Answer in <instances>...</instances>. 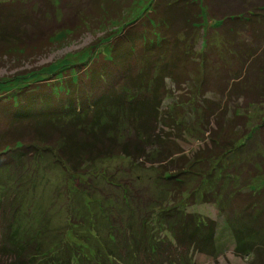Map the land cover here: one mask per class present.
I'll return each mask as SVG.
<instances>
[{"label": "trees", "instance_id": "obj_1", "mask_svg": "<svg viewBox=\"0 0 264 264\" xmlns=\"http://www.w3.org/2000/svg\"><path fill=\"white\" fill-rule=\"evenodd\" d=\"M65 1L68 0H0V63H20L45 53L61 32L85 28L101 31L110 23L123 25L91 60L74 64L63 78L56 77L55 82L37 80L22 88L17 84L0 87V196L14 192L17 198H13L17 200L14 209L10 208L12 203L8 205L12 211L8 218L0 198V264H129L128 256L134 258V264H194L189 261L191 251L203 252L206 247L214 253L218 226L212 220L178 211L182 204L177 198L189 199L191 195L195 202L219 200L221 214L234 233L236 250L246 255L253 250L254 259L264 264V250L259 253V248H264L263 159L252 161L254 174L248 176L250 180L244 179L240 170L233 169L228 174L226 166H218L212 172L200 171L206 176L201 190L183 189L187 176L200 173L198 164L209 162L213 166L224 157L233 159L241 142L226 136L241 117L235 114V119L225 123L227 117L221 115L216 123L219 132L214 133V138L209 137L217 153L210 151L196 160H187L180 151H173V143L163 139L161 130L162 124L173 128L171 124H178H167L163 117L164 103L171 94L168 84L181 89L194 75L199 79L197 88L202 95L197 96L198 103L217 82L219 94L226 99H241L249 102V107L264 108V0H257V5H250L244 13L229 12V7L222 8L214 3L216 0H97L92 3L90 14L74 13L78 23L69 25L64 19L60 26L47 27L46 13L56 18ZM144 3L147 8L141 9ZM140 10L143 12L133 18ZM204 16L212 22L210 27L220 24L209 43L218 65L216 80L206 73L210 52H194L199 32L209 31ZM4 88L20 90L14 97L9 96L12 89ZM204 103H199L196 110L192 105L188 115L193 123L206 128L220 108ZM262 120L251 139L259 138L264 150ZM244 147L241 145L239 152ZM47 156L67 174L73 196L87 198L94 204L95 197L102 194L97 183L107 180V185L121 193L124 204L109 211L104 209V203L110 202L99 201L102 212L88 217L90 228H85L86 218L80 220L74 214L78 212L75 203L80 199L69 197L72 209L68 228H63L55 242L45 248L37 242L45 238V229L19 228L15 222L24 182L31 181V187L35 186L32 181L37 171L32 173L29 163H41ZM117 158L133 162L123 168L120 179L106 178L97 167ZM247 179L250 182L246 183ZM145 182L159 188L164 183L166 187H179L175 191L178 197L173 200L174 210L158 212L167 213L168 234L174 236V244L158 241L147 227V216L139 215L144 205V213L150 209L146 195L136 188V184ZM252 185L257 187L251 188ZM238 212L248 216L251 229L246 238L239 233L233 217ZM99 217L109 228H97ZM34 231L37 237L30 235ZM117 237L122 239L121 246L125 244L126 254L113 263L111 252L117 253Z\"/></svg>", "mask_w": 264, "mask_h": 264}, {"label": "rangeland", "instance_id": "obj_2", "mask_svg": "<svg viewBox=\"0 0 264 264\" xmlns=\"http://www.w3.org/2000/svg\"><path fill=\"white\" fill-rule=\"evenodd\" d=\"M95 1L97 2V0L65 1L64 7L58 8L57 14L59 15L56 18L52 14L46 13V26H60L64 19H66V22L69 25H74V23L77 22L74 13L83 11L84 14H90L91 9L94 8L92 3ZM149 1L150 0H148V2ZM211 3L213 4V2ZM214 3L219 4V6H222V8L229 7V12L242 10L244 13L246 12L245 10L251 8L252 5H257V0H216ZM27 4L28 3L26 2L25 5ZM140 8H147V4H142V7ZM149 11L150 9L145 12L148 13ZM142 12L143 10H140V12L138 11V13L133 15L132 17L135 18L139 13ZM60 15L62 18L60 17ZM204 18L206 29L209 31L199 32V40L197 45L195 46L194 52L196 54L204 53L205 51L210 52V59L209 61H207L208 67L206 73H208L213 80H216L218 76V65L215 64V57L211 55V52L213 53L214 50L211 48V44L209 45V43L212 41L211 38H213V33H217L216 28L220 26V24H218L217 26L210 27V24H212V22L207 20L206 16H204ZM115 24L110 23L109 27L106 24L107 27L102 28L104 30L101 31L94 30L90 32L87 28H85V30L81 29L82 31L71 30L61 32L55 35L56 38H53V45L51 46V49H49L45 53L34 56L30 60L22 61L24 63H18L14 60H4L6 62L0 63V87L2 86L1 88H3L4 86L6 87L17 84V86L21 85L18 87L22 88L24 87L23 85L29 87L30 85L37 83L39 80L45 81V79H51L50 82H55L54 79L56 77L63 78V74L67 69H70L74 64H77L78 62L80 63L91 60L97 54V51L99 50V48L102 47V45L111 41L113 35L118 34L117 32H119L123 25L122 23H119L118 25ZM95 27L96 25H94V28ZM210 28H213V31H211L212 29L210 30ZM214 37L215 39L217 38L216 35ZM208 46L209 48H207ZM19 73H22L23 75L16 76ZM15 76L16 79H14ZM198 82L199 79L197 75H194L191 76L190 82L184 85L181 89H176L175 86L168 84L169 88H171V94L169 99L166 100V102L164 103L162 113L163 117L165 116L166 118V123L168 121L172 123L176 121L178 124L177 126L171 124V126H174L175 128L169 126L165 127L162 124L161 128L163 129L161 130L163 135H161L162 137H164L163 139H167L172 142L173 151H180L181 155L187 160H196L197 158L204 156L210 151L217 153L215 145L212 143V140H210V138H214V133L219 132L218 126H216L218 118L220 119L221 115H225L227 117L225 123H227L228 120L234 118L235 114H237L241 117V119L236 118L237 120L234 125L236 130L231 129V131L228 132V135L226 137L230 139L239 138L241 142L240 144H245L243 151L239 152L238 149L241 147V145L239 144L237 150L235 151V154L233 155V159L224 157L223 160H221L220 164L213 165L215 167H213L209 162H203V164H198L196 168H198L197 170L199 172L202 171L203 173H206L212 172L213 169H216L218 166H226V173H233V169L236 171L240 170V175H242L244 179H249V177L254 174V166L252 165L254 164V162L252 161H256L255 163H258V161H260L261 159L264 160V150L261 149L260 139L257 137H255L253 140L251 139L253 135L252 133H254V130L256 131L258 123L263 121L262 119L264 118V108L249 107V102L243 101L241 99H226L221 94H219V90L215 85L217 83L216 82L214 83L215 86L212 85V87H210L209 94L206 95L205 99L201 100V102L199 103L203 104L204 101H207L210 103V105L214 104L217 108L219 107L220 112L217 114L215 119H211V123L206 128L201 124L196 125L195 122L193 123L192 119H189L188 114L190 113L192 105L197 107L194 110L198 109L199 103L196 98L198 95H201L197 88ZM9 89L12 88H4L3 90L10 91ZM17 90L19 91L20 89H12V91H10L9 96L11 95L16 97ZM204 104L206 105L207 103ZM193 112L192 114H194ZM186 115H188L187 119H185ZM220 133L222 134L223 132ZM262 135H264V133ZM262 137L264 138V136ZM132 162L133 161L129 162L125 159L122 160L120 158H117L112 161L100 163L97 169H101L100 171L103 172V175L106 178L112 177L120 179V172L122 171L123 173V168L131 166ZM249 164L252 166V169H249ZM29 167L32 173L35 174L37 171V174L32 181L35 186L31 187V181L27 182L26 180L24 182L23 186H25V188H23V192L19 195L21 207L20 209H18V212H16L15 224L19 226V228H26L28 230L32 228H39L38 231L42 228L45 229V231L47 232L45 234V238H40V241L37 242L40 243L42 246H45L46 248L50 243L55 242V239L57 237L56 235H58L63 228H68L67 223L69 222L70 210L72 209L70 208L69 202L71 200L70 198H72V196L74 195L72 190L73 185H69L70 183L67 180V174L64 173L59 168V166L53 164V160H51L49 156L44 158L41 163H29ZM148 171L151 170L148 169ZM203 173L200 172L198 175L187 176L183 189L187 188V192H191L198 189L201 190V188H203V182L205 183L204 180L206 177ZM7 176H9V174ZM248 179L246 183L250 182V179ZM106 181L103 182V184L97 183V189H100L99 191L106 196H101L102 194L100 195V197L96 196L95 199L97 201L94 202V204L89 202L87 198L73 196V198L80 199L78 203H75V205L78 206V212L73 213L76 216H79L77 217V219L81 220L82 218H86L85 228H90V225L88 223V217L93 218L95 215L102 212V210H99V201H109L110 203L108 204L104 203V209L109 208V211L119 209L124 204V202H122L123 200L121 193L114 190L112 186L107 185ZM164 184L161 188H159L158 185L152 184V186L146 182L144 184H136V188L140 190V192H142L144 195H146V198L148 199V204H145H147L150 208L148 211H146V213H144L146 206L144 205V211L140 212L139 215L144 214L143 216H147L145 217V222H148L147 227L152 230L153 236L157 238L158 241L166 240L167 242H173L174 244V236L172 238L169 235L171 234L169 233L170 222H167L165 218L167 216V213L165 212L160 214L158 212L162 210H169L170 208V210H174L172 208H175L176 205L173 200L174 198L178 197L177 192L175 191L179 187L175 186V184L172 187H170V185L166 187L167 185ZM253 187L257 186L252 185L251 188ZM13 193L7 196H0L4 204L3 212H5L4 214L6 217L7 215H12V213H10L12 212L10 211V208L14 209L13 204H16L17 201L14 200L17 198H14L15 194ZM110 193L112 194L107 195ZM185 194H187L188 196V193ZM111 197H114L116 200H112ZM109 198L110 200H108ZM181 198L185 197L177 198L180 199L177 201L182 204L181 207L177 208L178 211H180L181 213L185 212L187 214L199 217V219L206 218L208 220H212L216 222L218 226L215 239L216 246L215 251H213L214 253H211L210 250H208L206 247L203 248V250H206L203 252L191 251L188 254L189 261L194 264L259 263V259H254L253 257V250H249L248 255H246L245 252L242 253L236 250L237 244L234 238V233L231 231V228L229 226L230 223L228 224L227 221H225V217L221 214L219 200L213 201L212 199H208L206 202H203L198 199L197 202H195V200H193V195H191V198L189 199ZM9 204H11L10 208L8 207ZM73 209L76 210L75 206ZM128 216L129 209L126 208L125 219H127ZM233 217L237 219L236 225L237 227H239L237 228L239 233L244 238H246V234H248L251 229L250 225L248 226L247 224L248 216L243 214V212H238ZM97 222V228H109V225L106 221L103 220V218L99 217ZM82 228L84 227L82 226ZM30 235L33 237H37L36 235L38 234L34 231L31 232ZM102 235L103 237L105 236L104 233H102ZM50 238L52 239L51 241ZM121 241L122 239L117 237L116 242L119 243V245L115 247L118 248L117 253L111 252L112 256L110 261L113 263H116L120 259V256L124 257V255L126 254V246L123 243L121 246ZM110 246H112V244ZM263 250V247L259 248V253ZM128 259L129 264H134L131 260L134 259L133 257L128 256Z\"/></svg>", "mask_w": 264, "mask_h": 264}]
</instances>
